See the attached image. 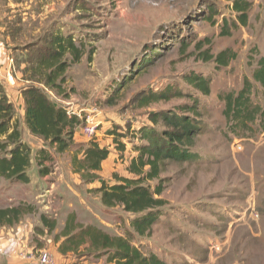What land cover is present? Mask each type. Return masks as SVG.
Wrapping results in <instances>:
<instances>
[{
	"label": "rangeland",
	"instance_id": "374dc122",
	"mask_svg": "<svg viewBox=\"0 0 264 264\" xmlns=\"http://www.w3.org/2000/svg\"><path fill=\"white\" fill-rule=\"evenodd\" d=\"M52 1L58 15L49 17L48 25L54 23L63 34H72L82 54L80 62L66 71L64 90L70 89V98L57 101L72 109L97 110L100 123L95 135L86 138L110 144L111 138L106 136L111 130L126 132L122 158L128 162L132 144H142L131 132L151 127L149 112L190 104L187 98H179L134 109L132 98L139 92H158L166 85L190 93L183 77L196 73L211 81L210 95L200 97L202 132L191 148L200 159L193 164L166 163L159 178L148 183L153 186L157 180H166L161 196L165 205L151 236L139 238L129 227L131 216L119 208L102 207L92 189L82 183H77L76 194L65 189V184L75 180L67 170L61 173L62 192L45 195L50 184L38 174L33 160L40 145L30 141L31 182L10 184L0 178V208H35L12 228L20 226L28 244L53 254L57 245L54 236L63 227L57 220L69 214L63 216L65 203L71 201L80 224L95 226L111 236H129L143 253L155 254L168 264H264V128L255 122L236 136L223 117L224 102L220 99L237 92L245 77L251 79L255 61L264 55V0H249L248 25L230 29L228 36L220 34L222 17L227 22L231 17L224 0ZM209 5L218 12L213 24L205 18ZM225 49L235 55L225 68H217L213 59L204 58V54L210 58ZM116 90L115 104L107 106L104 101ZM251 98L263 107L264 88L253 83ZM57 161L64 166L69 154ZM119 161L117 158L115 164ZM123 171L118 167L115 173ZM112 174L107 169L105 180L110 182ZM48 202L58 206L46 214L56 222L51 234L39 219L45 215L41 208ZM70 259L109 264L105 257L87 254Z\"/></svg>",
	"mask_w": 264,
	"mask_h": 264
},
{
	"label": "trees",
	"instance_id": "16d2710c",
	"mask_svg": "<svg viewBox=\"0 0 264 264\" xmlns=\"http://www.w3.org/2000/svg\"><path fill=\"white\" fill-rule=\"evenodd\" d=\"M231 17L229 22L223 16L221 33L230 35V29L248 25L249 0H224ZM218 15L216 9L208 6L206 21L214 23ZM213 59L217 68H225L235 55L230 49L219 52ZM82 54L72 34H63L62 29L53 27L44 32L37 42L26 50L25 80L28 84L20 88L23 103V125L40 148L35 151L33 160L42 177L52 173L54 155L70 154L73 173L79 175L84 184L98 183L92 189L98 195V201L105 209L119 208L129 214V227L133 235L139 238L150 237L153 227L159 221L165 202L161 196L165 190V179L159 178L166 163L193 164L199 161L198 154L191 148L195 139L201 135L202 124L199 122L200 97L211 93V81L201 74L190 73L183 77L191 92L184 94L175 86L166 85L158 92L137 93L131 100L134 109L147 108L158 103H167L172 99L187 98L190 104H183L174 109L152 111L147 114L151 127L142 126L132 137H137L142 144H132L133 155L125 164V174L113 172L111 181L100 177L102 165L112 155L123 163L126 151L122 143L126 132L111 130L110 144L102 145L97 140L85 144H76L75 134L80 131L81 121L67 116V106L57 98L68 100L70 92L64 90L66 71L72 64H77ZM253 83L264 88V55L255 61L251 79L245 77L237 92H229L220 99L224 102L223 117L232 133L239 136L249 126L258 122L264 128V106L260 107L252 100ZM119 90L108 96L104 103L114 105ZM108 147H111V151ZM113 153V154H112ZM32 150L23 141L21 122L18 111L0 84V178L10 184L27 185L31 182L28 170L32 164ZM23 205L0 208V228H11L18 224L21 217L35 208ZM42 228L51 234L56 229V222L46 215H40ZM42 231V230H41ZM54 240L59 243L60 255L87 254L95 258L105 257L109 264H168L157 255L145 254L131 243L128 236H111L92 225L84 226L77 221L75 213H69L61 230Z\"/></svg>",
	"mask_w": 264,
	"mask_h": 264
},
{
	"label": "crops",
	"instance_id": "0c3cea01",
	"mask_svg": "<svg viewBox=\"0 0 264 264\" xmlns=\"http://www.w3.org/2000/svg\"><path fill=\"white\" fill-rule=\"evenodd\" d=\"M53 2L54 1L52 0H0V84L3 87L5 94L9 97L10 101L18 111V117L21 122L22 138L28 145L31 144L30 141L35 140L30 137V134L22 123L23 103L19 90L28 84L25 80L27 67L24 58L26 50L33 46L44 32L55 27L54 23L50 22L48 25L47 22L49 17L58 15L57 11L54 10ZM10 59L13 60L14 69L11 74L8 73V68L10 66L8 61ZM106 138L110 139L111 137L106 136ZM74 141L76 144H85L89 139H87L80 130L75 134ZM100 143L102 145L105 143H107L105 145L109 144L108 141ZM108 148L114 152L111 147ZM56 156L57 158L54 157L51 167L52 173L42 178L50 184V188L45 195L50 196L53 195L54 192L56 194L62 192V189L64 188L62 176L63 170H67L69 177L75 179L70 185L65 184V189H69L71 192L77 190L76 187L79 183H82L85 187L87 186L88 189L99 187V184L96 182L87 185L84 184L80 180L79 175L72 172L70 154L69 161L64 162V166H62L60 161H57L58 157L63 155ZM116 160L117 159L112 155L104 162L102 165V171L99 173L100 177L106 179L104 176L106 175L107 169H109L110 172L117 171L118 167H123L125 169L124 163L126 161L124 162V160H122L123 163L119 161L118 164H115ZM123 173L125 174L124 171ZM109 174L110 173H108V175ZM88 185H92L91 188H89ZM73 194H76V192ZM48 203L49 205L41 208L45 215L49 211H55L58 207L55 203ZM65 206L66 213H64L63 216L68 213H75L76 216L78 215L74 203L68 201L65 203ZM65 218L60 220L61 217H59L57 220L56 216H54V219H56L58 223H62V225L65 222ZM47 243L49 244L50 240H48ZM58 245L59 243H57L56 250L53 254L49 252L54 260V264H87V261L82 262V260H80L77 262V260H71L70 256H73L72 254L65 256L60 255L57 251ZM40 250L41 249L35 248V245L28 244V236L20 226L16 227V229H13L12 227L0 228V264H36L35 261L24 258V256L27 257L31 254L37 255Z\"/></svg>",
	"mask_w": 264,
	"mask_h": 264
},
{
	"label": "built area",
	"instance_id": "2783aa9c",
	"mask_svg": "<svg viewBox=\"0 0 264 264\" xmlns=\"http://www.w3.org/2000/svg\"><path fill=\"white\" fill-rule=\"evenodd\" d=\"M8 73L11 74L13 69V60L9 61ZM67 106V105H65ZM67 116L76 117L81 121V132L87 138H92L96 133V128L99 125L98 112L95 108L92 109H72L67 106ZM32 261H35L36 264H54V260L51 254L47 250H40L37 255L31 254L29 256H24Z\"/></svg>",
	"mask_w": 264,
	"mask_h": 264
}]
</instances>
